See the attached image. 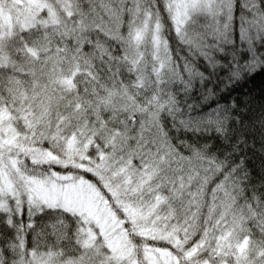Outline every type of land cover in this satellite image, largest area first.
I'll return each mask as SVG.
<instances>
[{
  "label": "snow or ice",
  "instance_id": "obj_1",
  "mask_svg": "<svg viewBox=\"0 0 264 264\" xmlns=\"http://www.w3.org/2000/svg\"><path fill=\"white\" fill-rule=\"evenodd\" d=\"M251 70L264 0H0V264H264Z\"/></svg>",
  "mask_w": 264,
  "mask_h": 264
},
{
  "label": "trees",
  "instance_id": "obj_2",
  "mask_svg": "<svg viewBox=\"0 0 264 264\" xmlns=\"http://www.w3.org/2000/svg\"><path fill=\"white\" fill-rule=\"evenodd\" d=\"M240 11H237V16ZM201 19V23H202ZM239 20L237 25L239 26ZM183 53V49L181 48ZM227 70H222L221 75L226 74ZM220 87H224L219 81L216 82ZM194 97L199 100L197 93ZM232 99L237 102V107L232 110L234 116L238 115L242 126L236 125L235 121L229 122V127L234 128L233 139L240 132L246 140L244 153L248 157V166L252 172V184H259L261 179V169L264 168V70L257 72L251 70L242 78H237L235 82L228 84L225 91L220 92L217 98L206 102L200 111L206 112L208 108L215 107L217 103H229ZM195 115V113H194ZM227 147V145H224ZM243 147V146H242ZM264 190V189H261Z\"/></svg>",
  "mask_w": 264,
  "mask_h": 264
}]
</instances>
